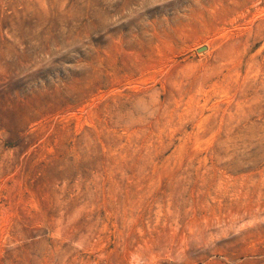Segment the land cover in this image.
I'll return each mask as SVG.
<instances>
[{
  "label": "rangeland",
  "instance_id": "1",
  "mask_svg": "<svg viewBox=\"0 0 264 264\" xmlns=\"http://www.w3.org/2000/svg\"><path fill=\"white\" fill-rule=\"evenodd\" d=\"M0 264H264V0H0Z\"/></svg>",
  "mask_w": 264,
  "mask_h": 264
},
{
  "label": "water",
  "instance_id": "2",
  "mask_svg": "<svg viewBox=\"0 0 264 264\" xmlns=\"http://www.w3.org/2000/svg\"><path fill=\"white\" fill-rule=\"evenodd\" d=\"M206 47H201L198 49V51H203Z\"/></svg>",
  "mask_w": 264,
  "mask_h": 264
}]
</instances>
